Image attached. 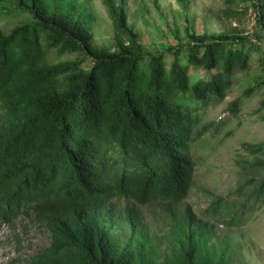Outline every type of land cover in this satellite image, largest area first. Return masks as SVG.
Listing matches in <instances>:
<instances>
[{
	"label": "trees",
	"instance_id": "trees-1",
	"mask_svg": "<svg viewBox=\"0 0 264 264\" xmlns=\"http://www.w3.org/2000/svg\"><path fill=\"white\" fill-rule=\"evenodd\" d=\"M8 1L27 20L0 30V221L30 206L42 211L52 243L29 264H235L214 230L235 204L218 198L211 221L172 207L191 194L192 146L207 130L201 109L225 97L238 69L249 71L247 38L192 33L170 56L152 53L126 0H103L111 50L93 42L90 0ZM248 1L264 28V0ZM54 53L76 58L55 62ZM249 181L259 182L249 197L264 195V177ZM115 198L134 204L122 210ZM150 203L166 204L165 235H154L138 208Z\"/></svg>",
	"mask_w": 264,
	"mask_h": 264
},
{
	"label": "rangeland",
	"instance_id": "rangeland-1",
	"mask_svg": "<svg viewBox=\"0 0 264 264\" xmlns=\"http://www.w3.org/2000/svg\"><path fill=\"white\" fill-rule=\"evenodd\" d=\"M7 2L0 0V30L6 35L27 20L24 15L11 14L12 5ZM126 4L130 24L152 53L170 56V49L191 42L192 33L238 35L247 38L246 46L253 45L249 71L238 69L225 97L201 109L207 130L192 146L196 166L191 194L172 209L180 214L192 211L211 221L218 198L232 202L236 206L231 207V215L242 209L243 219L233 225L226 222L231 215L214 221L215 241L222 245L229 240L235 264H264V195L248 196L259 186V182L249 181L250 176L255 175L257 181L264 177V28L255 8L248 0H236L231 6L225 0H126ZM89 6L96 16L94 44L115 50V30L107 6L103 0H90ZM52 56L55 62L76 58L75 54ZM200 72L210 77V72ZM249 87L254 91L245 97ZM237 99L242 101L236 112L233 102ZM115 200L122 210L134 204L131 198ZM138 208L154 235L168 232L171 223L165 203ZM38 212L42 211L37 206H30L15 214L11 224L0 221V264H29L51 245L52 234Z\"/></svg>",
	"mask_w": 264,
	"mask_h": 264
}]
</instances>
